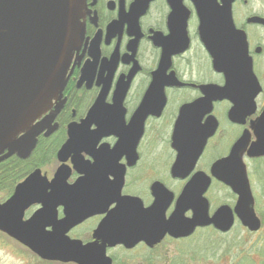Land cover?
<instances>
[{
  "label": "flooded vegetation",
  "instance_id": "1",
  "mask_svg": "<svg viewBox=\"0 0 264 264\" xmlns=\"http://www.w3.org/2000/svg\"><path fill=\"white\" fill-rule=\"evenodd\" d=\"M241 5L248 7L249 1H235L233 19L247 35L253 71L262 90L254 100L255 111L234 123L229 119L234 107L231 100L202 102L203 88L223 89L228 80L214 70L201 42L192 0H85L80 19L84 35L72 55L67 83L60 99H54L35 123L46 120L47 128L28 159L13 156L0 163L12 159L27 163L28 175L18 184L36 170L51 181L61 166L70 168L68 183L78 182L82 203H93L96 210L67 232L71 240L102 248L111 264H239L228 262L225 239L238 223L251 235L259 234L263 220L256 211L257 196L248 172L261 223L252 232L235 214L238 195L212 177L211 171L231 155L245 133L250 136V148L256 140L252 125L264 112V69L260 71L257 62L264 48L255 46L249 34L250 29L264 30L262 24L249 23L253 17L264 16L240 15ZM163 95L165 104L160 109ZM199 101L206 108L196 109ZM240 114L243 117L244 111ZM90 115L92 119L85 123ZM135 118L141 131L131 124ZM214 125L215 134L206 139ZM72 126H81L77 143L68 160L61 162L58 153L70 140ZM175 133L196 137L189 149L191 160L206 140L185 178L173 174L179 156ZM39 150L58 164L50 178L43 166L34 163ZM246 160L264 157L250 158L245 153ZM200 173L210 178L208 184L200 178L194 181ZM33 207L37 209L31 217L42 206L35 204L28 210ZM224 208L234 217L227 232L210 222ZM65 218L64 207H59L58 219Z\"/></svg>",
  "mask_w": 264,
  "mask_h": 264
},
{
  "label": "water",
  "instance_id": "2",
  "mask_svg": "<svg viewBox=\"0 0 264 264\" xmlns=\"http://www.w3.org/2000/svg\"><path fill=\"white\" fill-rule=\"evenodd\" d=\"M192 1L200 20L201 42L212 58L214 70L224 73L228 80L223 89L214 86L203 88L205 98L202 102L231 100L234 107L229 119L234 123L242 122L255 111L254 100L262 89L253 71L247 35L234 23L233 5L236 0H221V4L218 0ZM84 2L0 0V163L13 156L28 159L36 148L37 138L47 128L46 120L37 125L35 123L46 114L54 99H60L67 83L65 77L72 55L84 35V26L80 23ZM249 23L264 25V19L253 17ZM200 103L194 104L196 109L206 108ZM160 104L162 109L164 95ZM241 110L244 111L243 117ZM91 119L90 115L85 123ZM139 122L135 118L131 124L134 127L137 125L141 131ZM72 127L74 132L70 134V140L58 153L61 162L68 160L77 143L81 126ZM216 127L214 125L207 132L206 139L215 134ZM181 128L182 124L178 122V129ZM252 130L256 140L250 148V136L245 133L234 145L231 155L213 166L211 175L238 195L235 214L244 227L256 232L261 223L255 214L243 156L247 153L250 158L264 157V112L254 122ZM175 136L174 146L178 148L179 156L173 174L185 178L200 156L206 140L191 160L189 149L196 137L178 136L176 133ZM69 176L70 168L65 165L57 170L51 181L40 170L30 174L17 185L12 197L0 204V232L45 262L111 264L102 248L94 244L83 245L67 236V232L82 218L96 212L93 203H82L79 183L69 184ZM199 178L207 184L210 181L202 173L197 174L194 181ZM188 195L187 191L184 199ZM35 204L42 207L25 220V213ZM59 207L65 209L64 220L58 219ZM195 213L197 216L200 214L199 211ZM210 222L227 232L234 224L233 213L224 208Z\"/></svg>",
  "mask_w": 264,
  "mask_h": 264
},
{
  "label": "rangeland",
  "instance_id": "3",
  "mask_svg": "<svg viewBox=\"0 0 264 264\" xmlns=\"http://www.w3.org/2000/svg\"><path fill=\"white\" fill-rule=\"evenodd\" d=\"M248 1V7L244 5L238 7L240 15L258 13L264 16V0ZM249 34L252 36V41L255 46L264 48L263 29H250ZM257 62L259 67H261L260 71L264 69V53L258 57ZM224 135V132H222L220 140L224 138ZM167 159H169L168 155ZM35 162L43 166L42 171L43 173H47L49 178L58 166L53 156L50 157L49 154L45 155L42 150L36 152L34 157V163ZM245 163L247 165L252 187L256 194L255 198L257 196L256 211L260 219L263 220V227L259 234L251 235L246 230H243L238 223L235 229L227 235L224 248L229 263H235L237 261L239 264H264V160H246ZM28 170L23 173L18 170L20 175L17 178H20V180L14 182L11 179L13 178V171H11V169L7 171L0 169V204L6 202L13 186L23 180ZM36 209V207H33L28 210L24 219L28 220ZM38 260L39 259L27 248L0 232V264H36Z\"/></svg>",
  "mask_w": 264,
  "mask_h": 264
},
{
  "label": "trees",
  "instance_id": "4",
  "mask_svg": "<svg viewBox=\"0 0 264 264\" xmlns=\"http://www.w3.org/2000/svg\"><path fill=\"white\" fill-rule=\"evenodd\" d=\"M16 167H17V169H16ZM0 169H4L5 171L11 169V171H13V175H12L13 178H11L12 181L18 182L20 180V178H17L20 175L18 170L23 173L26 170H28L29 167H28L27 163H21V161H18L16 159H12V160H9V161L3 163L2 165H0ZM36 264H59V263L45 262V261H42L39 259Z\"/></svg>",
  "mask_w": 264,
  "mask_h": 264
}]
</instances>
